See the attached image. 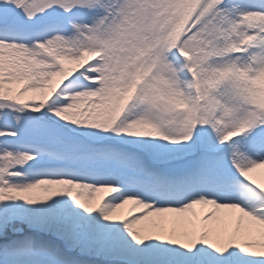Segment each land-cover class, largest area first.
<instances>
[{"label": "snow or ice", "instance_id": "1", "mask_svg": "<svg viewBox=\"0 0 264 264\" xmlns=\"http://www.w3.org/2000/svg\"><path fill=\"white\" fill-rule=\"evenodd\" d=\"M0 264H264V0H0Z\"/></svg>", "mask_w": 264, "mask_h": 264}]
</instances>
